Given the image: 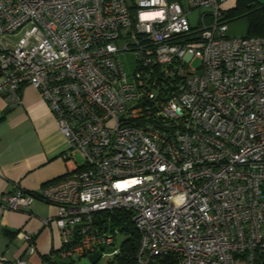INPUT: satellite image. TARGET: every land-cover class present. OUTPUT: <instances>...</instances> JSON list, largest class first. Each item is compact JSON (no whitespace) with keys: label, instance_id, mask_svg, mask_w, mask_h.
<instances>
[{"label":"built area","instance_id":"2783aa9c","mask_svg":"<svg viewBox=\"0 0 264 264\" xmlns=\"http://www.w3.org/2000/svg\"><path fill=\"white\" fill-rule=\"evenodd\" d=\"M223 1L0 0V94L14 106L37 89L73 164L0 207L55 206L59 255L74 262L114 244L118 210L138 233L137 264L264 256V36L229 35ZM17 236L25 248L7 264L34 253L35 236Z\"/></svg>","mask_w":264,"mask_h":264},{"label":"crops","instance_id":"0c3cea01","mask_svg":"<svg viewBox=\"0 0 264 264\" xmlns=\"http://www.w3.org/2000/svg\"><path fill=\"white\" fill-rule=\"evenodd\" d=\"M244 32L240 27H228L229 35H245ZM20 98L19 103L9 106L0 94V194L16 187L37 192L43 185L64 178L68 168L73 167L65 157L68 142L46 100L30 85L23 86ZM56 213L55 206L39 198L16 210L0 207V264L22 254L25 245L17 236L20 231L35 236L34 253L26 256L27 264L59 262L55 258L59 257L62 238L53 222Z\"/></svg>","mask_w":264,"mask_h":264},{"label":"trees","instance_id":"16d2710c","mask_svg":"<svg viewBox=\"0 0 264 264\" xmlns=\"http://www.w3.org/2000/svg\"><path fill=\"white\" fill-rule=\"evenodd\" d=\"M230 20L245 18L247 20V35L264 36V3H254L248 0H237L235 6L225 15ZM105 213H100L97 218L104 217ZM110 225L118 227L119 231L126 235L121 245L113 255L111 264H137L136 251L138 246V233L129 221L127 212L115 211L111 214ZM60 256V255H59ZM56 264H74V261L57 262ZM255 264H264V256L256 258Z\"/></svg>","mask_w":264,"mask_h":264},{"label":"rangeland","instance_id":"374dc122","mask_svg":"<svg viewBox=\"0 0 264 264\" xmlns=\"http://www.w3.org/2000/svg\"><path fill=\"white\" fill-rule=\"evenodd\" d=\"M232 2H235V0H228L227 2H225L223 4V7H221V5H222V3H221L220 7H221V10H222V13L224 14V16L227 15V13H229L230 9H227V7L229 5H232ZM203 10L204 9H194V10H191L188 12V17H189L190 23L192 25H197V23L199 21L200 13ZM227 25L230 28H232V26L240 27L243 32L245 31L244 33H246L247 28H248V26H246L243 18H236V19L230 20L227 23ZM229 34H231V33H229ZM240 35H242V34L232 35V36H240ZM120 58H121V62H122L124 71L128 75H132L134 72V69H135L133 52L132 51L125 52L121 55ZM77 159L81 160L79 155H77ZM125 238H126V235L124 233H122L120 231L118 233H116L114 244L111 247L106 249V252H104L102 254L100 259L95 264H111V261L113 259V255H114L113 249H118ZM55 260H57L59 262L71 261L70 258H61L60 256L56 257Z\"/></svg>","mask_w":264,"mask_h":264},{"label":"water","instance_id":"95a60500","mask_svg":"<svg viewBox=\"0 0 264 264\" xmlns=\"http://www.w3.org/2000/svg\"><path fill=\"white\" fill-rule=\"evenodd\" d=\"M113 245V243L111 244H106V245H102L99 250L91 253L90 255H88L87 257H84L82 259H79L77 261L74 262V264H95L97 263V261L100 259V257L102 256V251H104L106 248H109Z\"/></svg>","mask_w":264,"mask_h":264}]
</instances>
